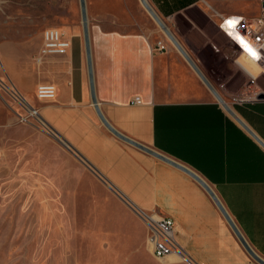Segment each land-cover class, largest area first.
I'll list each match as a JSON object with an SVG mask.
<instances>
[{"label":"crops","instance_id":"crops-1","mask_svg":"<svg viewBox=\"0 0 264 264\" xmlns=\"http://www.w3.org/2000/svg\"><path fill=\"white\" fill-rule=\"evenodd\" d=\"M129 1L148 17L140 0H98L97 14L92 13L89 20L95 95L101 111L123 134L198 173L215 190L253 251L264 259V148L181 53L170 44V51H154L160 35L156 28L123 29L122 5ZM147 1L164 21H184L199 36L203 35L194 13L221 30L226 17L255 18L264 11V0H256L253 7L251 0L230 5L216 0ZM60 29L71 40L68 51L39 60L44 29L34 54L21 51L20 41L1 42L5 44L1 58L5 81L16 89L22 104L33 103L30 108L36 110L39 126L66 140L82 160L69 154L104 186L114 187L146 213L172 216L190 263L259 264L196 179L118 138L102 123L92 101L82 25ZM234 44L238 57L219 54L216 58L222 61L224 87L239 80L236 92L242 99L234 102L224 92L219 94L264 141V87L257 84L264 72L256 66L251 69L253 62ZM40 84L54 85L56 97H34ZM136 97L139 100L134 102ZM5 117H9L7 109Z\"/></svg>","mask_w":264,"mask_h":264},{"label":"rangeland","instance_id":"rangeland-1","mask_svg":"<svg viewBox=\"0 0 264 264\" xmlns=\"http://www.w3.org/2000/svg\"><path fill=\"white\" fill-rule=\"evenodd\" d=\"M86 2L90 20L92 13L97 14L98 0ZM128 3L122 5L125 31L152 25L168 41L167 51L171 46L180 53L149 14L144 17L134 2ZM257 4L250 1L252 7ZM193 18L203 36L184 21L165 23L215 89L230 101L241 100L236 92L239 80L224 87L222 61L216 58L219 54L236 58L238 48L206 18L197 13ZM75 23L82 25L80 0H0V264H192L174 254L155 256L144 211L131 208L91 176L71 151L39 126V117L21 119L33 103H18L5 89L1 42L20 41L21 51L34 54L40 31ZM250 65L261 70L255 63ZM257 84L264 87V75Z\"/></svg>","mask_w":264,"mask_h":264},{"label":"built area","instance_id":"built-area-1","mask_svg":"<svg viewBox=\"0 0 264 264\" xmlns=\"http://www.w3.org/2000/svg\"><path fill=\"white\" fill-rule=\"evenodd\" d=\"M229 19L236 21L235 27L230 28L231 31L228 30L225 24V21ZM220 27L222 32L238 45L241 53L258 65L264 72V11L259 17L255 18H245L243 16L226 17L221 21ZM233 34L242 37L249 46L258 52L260 58L253 59ZM70 46L71 40L67 38L63 30L56 26H48L43 31V43L39 50L40 55L38 60L41 57L52 54H65ZM167 47V42L163 39H159L153 49L156 52L163 53L167 51ZM6 88L11 95L20 101V96L13 86L5 83V89ZM56 95L57 89L54 85L40 84L37 86L36 96L40 99H54ZM138 100L139 97H136L133 101L137 102ZM20 102L22 103V101ZM31 115L37 116L36 110L33 108L29 109V114L27 116H21V119L27 121ZM143 214L148 228V242L153 254L157 257H165L174 254L189 260L184 246L177 239L175 219L169 215L153 216L146 212H143Z\"/></svg>","mask_w":264,"mask_h":264},{"label":"water","instance_id":"water-1","mask_svg":"<svg viewBox=\"0 0 264 264\" xmlns=\"http://www.w3.org/2000/svg\"><path fill=\"white\" fill-rule=\"evenodd\" d=\"M142 5L145 7V9L149 12V14L152 16V18L156 21V23L161 27V29L164 31V33L167 35V37L171 40V42L175 45V47L180 51V53L185 57V59L189 62V64L192 66V68L195 70V72L198 74V76L202 79V81L206 84V86L210 89V91L215 95V97L223 104L225 109L237 120L247 132L250 133V135L264 148V141L229 107L226 103H224L223 98L219 94V92L215 89V87L211 84V82L208 80V78L205 76V74L201 71V69L197 66L195 61L191 58V56L188 54V52L185 50V48L182 46V44L179 42V40L175 37V35L172 33V31L169 29L165 21L156 13V11L153 9V7L149 4L147 0H140ZM80 8H81V21H82V28H83V35H84V41H85V47H86V55H87V64H88V72H89V80H90V89H91V96L92 101L95 106V109L102 121V123L118 138L134 145L135 147L157 157L158 159L169 163L175 167L180 168L181 170L185 171L187 174L192 176L194 179H196L203 188L209 193V195L212 197L220 211L223 213L225 218L227 219L228 223L230 224L233 231L236 233L240 241L242 242L243 246L246 248V250L249 252V254L252 256L253 259H255L259 264H264V259L260 257L253 249L250 247V245L247 243L241 232L239 231L238 227L235 225L234 221L232 220L231 216L226 211L224 205L220 201L219 197L217 196L215 190L208 185V183L198 174L193 171L188 170L185 166L180 164L179 162L175 161L171 157H168L167 155L161 153L160 151L148 147L131 137L123 134L119 130H117L104 116L103 112L101 111L97 98L95 95V85H94V75H93V64H92V57H91V41H90V30H89V18H88V11H87V2L86 0H80ZM55 138L61 142L69 151H71L73 154H75L77 157H79L82 160V157L71 147V145L64 140L62 137H60L56 132H54ZM87 164V163H86ZM90 168L91 165L87 164ZM93 169V168H92ZM94 170V169H93ZM96 172V171H94ZM97 174V173H96ZM111 189L115 191L117 194H119L128 204L131 208L136 209V207L130 203L121 193L111 186Z\"/></svg>","mask_w":264,"mask_h":264},{"label":"snow or ice","instance_id":"snow-or-ice-1","mask_svg":"<svg viewBox=\"0 0 264 264\" xmlns=\"http://www.w3.org/2000/svg\"><path fill=\"white\" fill-rule=\"evenodd\" d=\"M225 24L228 28H233L235 27L236 21L233 19H229L225 21ZM238 42L241 44V46L248 52V54L253 58V59H259L260 56L258 52H256L251 46L247 44V42L243 38H237Z\"/></svg>","mask_w":264,"mask_h":264},{"label":"bare ground","instance_id":"bare-ground-1","mask_svg":"<svg viewBox=\"0 0 264 264\" xmlns=\"http://www.w3.org/2000/svg\"><path fill=\"white\" fill-rule=\"evenodd\" d=\"M226 28H227V27H226ZM228 30L231 31L230 28H228ZM231 33H233V32H231ZM233 35L236 37V39H237L238 37H239V38H242V37L237 36V35H235V34H233ZM237 41H238V39H237ZM150 248H151V246H150Z\"/></svg>","mask_w":264,"mask_h":264}]
</instances>
